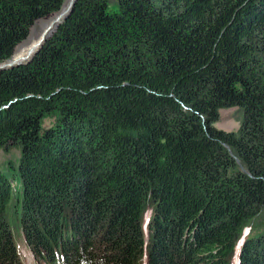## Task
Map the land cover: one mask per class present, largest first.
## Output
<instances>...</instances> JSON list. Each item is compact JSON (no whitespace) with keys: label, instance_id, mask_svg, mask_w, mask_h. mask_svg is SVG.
<instances>
[{"label":"trees","instance_id":"1","mask_svg":"<svg viewBox=\"0 0 264 264\" xmlns=\"http://www.w3.org/2000/svg\"><path fill=\"white\" fill-rule=\"evenodd\" d=\"M63 2L0 0V63ZM5 143L0 264H264V0H78L0 72Z\"/></svg>","mask_w":264,"mask_h":264},{"label":"rangeland","instance_id":"2","mask_svg":"<svg viewBox=\"0 0 264 264\" xmlns=\"http://www.w3.org/2000/svg\"><path fill=\"white\" fill-rule=\"evenodd\" d=\"M117 9H118V0H107V10L109 12H115ZM52 16L54 15H49L46 17H41V18L36 19L29 27L28 35L20 42L19 45H17L11 57H14V56L16 57L17 48L20 45H22L23 42H25L30 35L38 34V32L41 31L42 29L43 22L48 21L49 20L48 18H51ZM55 30L52 31V33L46 38V40L52 37V34H54ZM241 120H242V112L239 108L223 109L219 111V119L214 124V126L217 129L222 130V131L235 132L238 130ZM52 122H53V119L50 117L42 118L41 120L42 128L45 129V128L50 127L52 125ZM19 157H20V149L12 143H5V145L2 146V148H0V171L3 174L4 173L7 174L11 182H14L13 181L14 174H15L14 170L15 168H17ZM263 228H264V220H262V217L258 216L255 218L254 221H251L245 224L241 228L239 234L242 235L241 238L244 239L245 237L250 236V235L256 236L257 233L261 231ZM17 246L22 250L21 253L23 254L24 257L28 255L26 257L25 264H35L27 248L21 243H18ZM233 264H236V259H234Z\"/></svg>","mask_w":264,"mask_h":264},{"label":"water","instance_id":"3","mask_svg":"<svg viewBox=\"0 0 264 264\" xmlns=\"http://www.w3.org/2000/svg\"><path fill=\"white\" fill-rule=\"evenodd\" d=\"M77 1L78 0H65L60 9L51 14L54 16L51 17L53 20L50 29L47 31L43 30L35 44L30 48L29 54H27L26 57H21L20 55L10 57L8 60L0 63V72L5 70L8 71L9 69H12V67L29 64L45 44L46 38L71 14Z\"/></svg>","mask_w":264,"mask_h":264},{"label":"bare ground","instance_id":"4","mask_svg":"<svg viewBox=\"0 0 264 264\" xmlns=\"http://www.w3.org/2000/svg\"><path fill=\"white\" fill-rule=\"evenodd\" d=\"M49 19L52 20L53 18H49ZM28 39H29V37H28ZM28 39H27L25 42H23V44L20 45V46L17 48V50H16V54H17V52L19 51V49H20V48H21V47H22V46L28 41ZM42 47H43V46H42ZM42 47H41V48H42ZM40 50H41V49H40ZM20 56H21V57H26V56H23V55H20ZM32 61H33V60H32ZM32 61H31V62H32ZM31 62H30V63H31ZM30 63H29V64H30ZM26 65H28V64H26ZM22 66H25V65H22ZM18 67H21V66H18ZM18 67H12V69H9L8 71L14 70V69H16V68H18Z\"/></svg>","mask_w":264,"mask_h":264}]
</instances>
